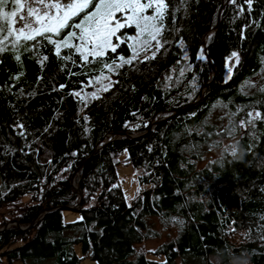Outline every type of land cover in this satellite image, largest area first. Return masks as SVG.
Wrapping results in <instances>:
<instances>
[{
	"label": "trees",
	"instance_id": "obj_1",
	"mask_svg": "<svg viewBox=\"0 0 264 264\" xmlns=\"http://www.w3.org/2000/svg\"><path fill=\"white\" fill-rule=\"evenodd\" d=\"M166 2L156 58L105 70L112 86L86 106L70 93L95 91L99 65L61 61L51 45L43 67L32 52L0 54V264H264V121L237 127L249 111L264 116V0L243 15L229 0ZM121 163L138 172L132 204ZM74 176L83 204L64 210L81 199Z\"/></svg>",
	"mask_w": 264,
	"mask_h": 264
},
{
	"label": "snow or ice",
	"instance_id": "obj_2",
	"mask_svg": "<svg viewBox=\"0 0 264 264\" xmlns=\"http://www.w3.org/2000/svg\"><path fill=\"white\" fill-rule=\"evenodd\" d=\"M229 3L236 7L239 15H243L245 5L251 13L254 0H244L243 4L229 0ZM168 10L166 0H0V54L12 52L15 60L20 62L21 50L32 52L43 67L48 56L40 49L51 45L61 61L75 64L78 56L81 67L99 65V74L87 81V85H98L95 91L89 93L82 87L80 91L70 93L86 106L112 86L111 75H106L105 70L116 73L133 61L156 58L164 47V22ZM127 29H134V34L129 35ZM122 45L130 50V56L118 52ZM64 49L68 50L66 55L61 54ZM110 53L114 54L111 58ZM197 59H206L203 49ZM239 62V53L232 52L226 61V81L232 79L233 68ZM184 72L185 69L181 68L180 75L183 76ZM240 111L243 109H238L233 116ZM246 116L247 119H242L237 127L255 128L257 121H264L259 111H249ZM17 127L23 136L24 125L18 124ZM232 154L235 155V151ZM261 239L264 240V236Z\"/></svg>",
	"mask_w": 264,
	"mask_h": 264
},
{
	"label": "rangeland",
	"instance_id": "obj_3",
	"mask_svg": "<svg viewBox=\"0 0 264 264\" xmlns=\"http://www.w3.org/2000/svg\"><path fill=\"white\" fill-rule=\"evenodd\" d=\"M206 43V42H205ZM218 116L221 114L217 112ZM215 115V116H216ZM217 117V116H216ZM219 156V152H217L214 157ZM117 172L120 178L121 186L123 188V191L127 197V201L129 204H132L134 201L137 193H138V172L131 166V165H124L123 163L119 164L117 167ZM65 222H76L81 219V215L75 211H65L63 213ZM150 223H152L155 227V229H160L161 225L158 222V220H150ZM166 240L165 234H163L162 237L158 239L151 240L146 243L145 248L147 250H156L159 245H161ZM76 253L82 257L81 248L79 246L75 247ZM179 261V260H178ZM180 262V261H179ZM241 264H246V260H241ZM83 264H97L94 261H91L90 259L86 258L83 260Z\"/></svg>",
	"mask_w": 264,
	"mask_h": 264
},
{
	"label": "water",
	"instance_id": "obj_4",
	"mask_svg": "<svg viewBox=\"0 0 264 264\" xmlns=\"http://www.w3.org/2000/svg\"><path fill=\"white\" fill-rule=\"evenodd\" d=\"M226 4L227 3H225L223 6H222V8H221V10H220V13H219V20H218V23H217V25H216V27H215V29L214 30H212L210 33H214V32H217L218 30H219V28H220V24H221V20H222V13H223V11H224V9H225V6H226ZM211 61V60H210ZM215 74H216V69H215V71H214V76H215ZM213 76V77H214ZM208 85H206L205 86V88L207 87ZM202 95H203V92H202ZM200 100V99H199ZM197 102V101H196ZM182 112V111H181ZM76 176V175H75ZM75 176L72 178V184H73V186H74V188H75V190L80 194V202H79V204H78V206H76V207H63V209L65 210V209H70V210H80L81 209V206H82V204H83V194H82V192H81V190L76 186V184H75ZM12 224H17L18 226H20L18 223H16V222H11L9 225H8V227L10 226V225H12ZM35 224V223H34ZM34 224H32V226L34 225ZM22 230H27V229H29V228H26V229H24V228H21Z\"/></svg>",
	"mask_w": 264,
	"mask_h": 264
},
{
	"label": "bare ground",
	"instance_id": "obj_5",
	"mask_svg": "<svg viewBox=\"0 0 264 264\" xmlns=\"http://www.w3.org/2000/svg\"><path fill=\"white\" fill-rule=\"evenodd\" d=\"M210 34H212V33H210ZM210 34H209V35H210ZM209 35L205 38V42H207Z\"/></svg>",
	"mask_w": 264,
	"mask_h": 264
}]
</instances>
